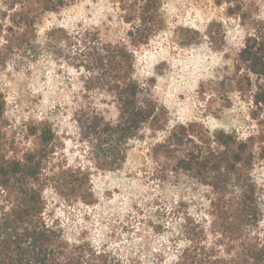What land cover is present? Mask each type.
Returning a JSON list of instances; mask_svg holds the SVG:
<instances>
[{
	"label": "rangeland",
	"instance_id": "1",
	"mask_svg": "<svg viewBox=\"0 0 264 264\" xmlns=\"http://www.w3.org/2000/svg\"><path fill=\"white\" fill-rule=\"evenodd\" d=\"M161 1L164 24L149 43L137 48L136 78L155 80L152 94L169 111L170 130L198 123L209 135L224 131L240 139L258 138L260 159L252 177L260 185L264 234V106L254 103L256 84L264 87V79L237 71L245 39L255 29H264V0H235L232 6L240 4L242 12L232 15L230 4L218 5L216 0ZM132 3L67 0L60 11L37 15V56L31 51L11 55L0 71L7 102L2 138L10 155L21 156L34 146L31 126L44 123L54 130L53 150L44 162L51 179L45 197L68 238L88 240L127 262L172 264L183 245L186 214L212 234L211 188L172 171L159 146L170 130L147 131L133 139L116 169L103 157L106 150L98 161L80 120L96 112L116 121L118 108L108 94L87 89L75 47L49 42V33L58 28L71 33L91 29L104 41L127 42ZM173 144L186 147L179 140ZM79 170L90 176L92 203L77 197L83 188Z\"/></svg>",
	"mask_w": 264,
	"mask_h": 264
},
{
	"label": "trees",
	"instance_id": "2",
	"mask_svg": "<svg viewBox=\"0 0 264 264\" xmlns=\"http://www.w3.org/2000/svg\"><path fill=\"white\" fill-rule=\"evenodd\" d=\"M234 1L216 3L230 4L231 15L241 14V5L232 6ZM66 4L67 0H0V71L11 55L31 51L37 56V15L58 12ZM161 4V0H133V14H128L133 28L127 42L104 41L91 29L71 33L58 28L49 33L50 43L76 48L87 89L108 94L118 108L116 121L96 112L80 120L97 160L101 161L106 150L103 157L111 169L125 161L133 139L142 138L147 131L156 134L171 127L169 111L152 94L155 80L141 82L136 78L137 48L149 43L163 27ZM254 31L239 51L237 71L259 81L264 79V29ZM256 86L254 103L264 106V87ZM6 105L0 89V264H139L135 259L127 262L105 247L97 248L88 240L66 236L45 197L51 179L45 174L44 162L53 150L56 134L44 123L31 126L28 133L34 138L33 148L21 156L10 155L2 138ZM170 131L159 146L172 171L189 174L211 188L214 218L210 235L204 224L185 215L180 233L183 245L172 264H264L260 185L252 177L260 159L255 148L258 138L240 139L224 131L209 135L198 123L177 125ZM175 140L186 147L181 150L174 146ZM77 172L83 184L77 197L92 203L90 176Z\"/></svg>",
	"mask_w": 264,
	"mask_h": 264
}]
</instances>
